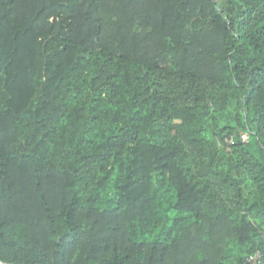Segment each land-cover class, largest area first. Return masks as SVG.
I'll list each match as a JSON object with an SVG mask.
<instances>
[{
  "label": "trees",
  "instance_id": "trees-1",
  "mask_svg": "<svg viewBox=\"0 0 264 264\" xmlns=\"http://www.w3.org/2000/svg\"><path fill=\"white\" fill-rule=\"evenodd\" d=\"M258 249L264 0H0V264Z\"/></svg>",
  "mask_w": 264,
  "mask_h": 264
},
{
  "label": "built area",
  "instance_id": "built-area-1",
  "mask_svg": "<svg viewBox=\"0 0 264 264\" xmlns=\"http://www.w3.org/2000/svg\"><path fill=\"white\" fill-rule=\"evenodd\" d=\"M248 137H249L248 134L246 133L242 134L243 140L248 141ZM247 263L248 264H264L263 252L260 249L252 252L247 258Z\"/></svg>",
  "mask_w": 264,
  "mask_h": 264
}]
</instances>
